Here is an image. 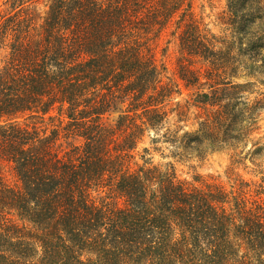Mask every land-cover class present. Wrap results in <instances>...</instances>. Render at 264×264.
Returning <instances> with one entry per match:
<instances>
[{
	"label": "trees",
	"instance_id": "obj_1",
	"mask_svg": "<svg viewBox=\"0 0 264 264\" xmlns=\"http://www.w3.org/2000/svg\"><path fill=\"white\" fill-rule=\"evenodd\" d=\"M36 2L0 0V264H264V170L236 172L264 156V94L246 96L264 84V0H228L222 44L193 0ZM171 24L190 63L165 81L153 46ZM182 84L195 91L178 114L199 122L171 132ZM151 131L180 158L231 153L238 177L184 181L148 148L132 165Z\"/></svg>",
	"mask_w": 264,
	"mask_h": 264
},
{
	"label": "rangeland",
	"instance_id": "obj_2",
	"mask_svg": "<svg viewBox=\"0 0 264 264\" xmlns=\"http://www.w3.org/2000/svg\"><path fill=\"white\" fill-rule=\"evenodd\" d=\"M1 9L0 15L2 13ZM36 9L40 15L44 14L48 9V0H37ZM192 12L194 13V19L201 23L204 34L209 35L219 44L232 42L234 38H236L237 35H234V29L226 23L228 18V0H193ZM174 31H176V25H169L161 36L155 40L153 46V52L158 63L160 65L164 64L167 67L165 81H169V78L175 79L177 77L181 61L185 64L190 63L187 59L183 58L179 48L178 34L174 33ZM4 54V51L0 50V63ZM202 71L204 72V68ZM205 80L206 79H202L204 82ZM238 80H253L257 83L256 80L247 77H242ZM194 91V89L186 88L184 84L181 85L182 93L176 95L167 105L166 109L170 111V114L168 116L166 129L171 132L179 128L191 130L198 125L199 112L196 109L192 108L184 116L179 115L177 111L178 105L181 104L185 106L186 101L191 97ZM263 94L264 84L257 83L253 87V91L246 96L250 100H255L256 98L263 97ZM185 109L187 110V108ZM117 115V113L113 114L110 120H114ZM53 124L58 125L59 121L57 119L55 123L49 121L47 126L51 127ZM257 127L258 130L253 138L255 141H259L261 145H264V107L259 112ZM163 132L151 131L145 135L137 150L139 154L132 165H135V162L141 165L145 163V159H150L153 164L161 165L164 168L169 165L174 166L176 174L181 180L193 182L196 176H200L202 179L208 181H219L228 187L232 184L234 179L238 177V175H233L231 172L228 173L232 163L231 153L216 152L204 159L197 157L180 158V156L174 152L175 148L167 142H164V139L161 138ZM153 138H159L160 142L153 143ZM145 148H148L150 151L144 159L142 156L145 154ZM262 158V166L259 167L260 169L254 167L253 164L248 161V168L241 167L237 169L236 172L247 181L260 183L263 176L261 171L264 170V156H262Z\"/></svg>",
	"mask_w": 264,
	"mask_h": 264
}]
</instances>
